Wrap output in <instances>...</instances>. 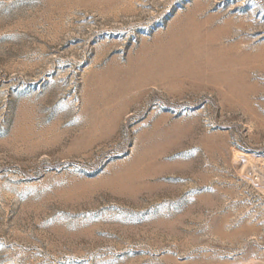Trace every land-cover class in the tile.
<instances>
[{
    "label": "rangeland",
    "instance_id": "374dc122",
    "mask_svg": "<svg viewBox=\"0 0 264 264\" xmlns=\"http://www.w3.org/2000/svg\"><path fill=\"white\" fill-rule=\"evenodd\" d=\"M0 264H264L259 6L0 0Z\"/></svg>",
    "mask_w": 264,
    "mask_h": 264
},
{
    "label": "built area",
    "instance_id": "2783aa9c",
    "mask_svg": "<svg viewBox=\"0 0 264 264\" xmlns=\"http://www.w3.org/2000/svg\"><path fill=\"white\" fill-rule=\"evenodd\" d=\"M247 1H250L254 5L259 6V8L262 10V13H264V0H247Z\"/></svg>",
    "mask_w": 264,
    "mask_h": 264
}]
</instances>
